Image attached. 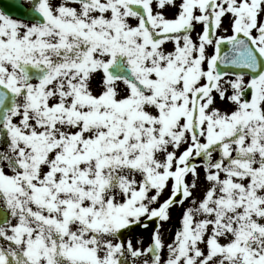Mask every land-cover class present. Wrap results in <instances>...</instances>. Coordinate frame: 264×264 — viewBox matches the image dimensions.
Returning <instances> with one entry per match:
<instances>
[{
  "label": "snow or ice",
  "instance_id": "1",
  "mask_svg": "<svg viewBox=\"0 0 264 264\" xmlns=\"http://www.w3.org/2000/svg\"><path fill=\"white\" fill-rule=\"evenodd\" d=\"M0 264H264V0H0Z\"/></svg>",
  "mask_w": 264,
  "mask_h": 264
},
{
  "label": "rangeland",
  "instance_id": "2",
  "mask_svg": "<svg viewBox=\"0 0 264 264\" xmlns=\"http://www.w3.org/2000/svg\"><path fill=\"white\" fill-rule=\"evenodd\" d=\"M173 219H174V221H175V219H176V214H174V217H173ZM165 239H166V241H170V239H171V234H169V233H166L165 234ZM144 240H145V245L149 242V235H146L145 237H144ZM136 243V241L134 242V244Z\"/></svg>",
  "mask_w": 264,
  "mask_h": 264
},
{
  "label": "flooded vegetation",
  "instance_id": "3",
  "mask_svg": "<svg viewBox=\"0 0 264 264\" xmlns=\"http://www.w3.org/2000/svg\"><path fill=\"white\" fill-rule=\"evenodd\" d=\"M134 241H135V240L133 239V243H134Z\"/></svg>",
  "mask_w": 264,
  "mask_h": 264
}]
</instances>
